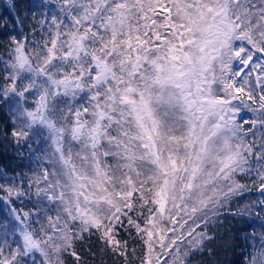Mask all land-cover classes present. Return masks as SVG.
<instances>
[{
    "label": "snow or ice",
    "instance_id": "6c2138e0",
    "mask_svg": "<svg viewBox=\"0 0 264 264\" xmlns=\"http://www.w3.org/2000/svg\"><path fill=\"white\" fill-rule=\"evenodd\" d=\"M34 7L0 12V140L27 161L0 167V264H213L264 227V0Z\"/></svg>",
    "mask_w": 264,
    "mask_h": 264
},
{
    "label": "trees",
    "instance_id": "16d2710c",
    "mask_svg": "<svg viewBox=\"0 0 264 264\" xmlns=\"http://www.w3.org/2000/svg\"><path fill=\"white\" fill-rule=\"evenodd\" d=\"M9 0H0V12H3V6ZM19 6L22 8V15L24 12H28L29 16H31V12H39L42 11L39 7L31 8L29 11V6L33 4L39 5L41 0H18ZM7 121V112L6 109L4 111H0V129H3ZM27 156V153H25ZM27 163V161H21L17 156V149H15L11 144L6 140H0V167L4 164H7L10 169H14L16 172H19L23 169V164ZM17 165H21V167H16ZM256 197H253L255 199ZM8 214L7 208L0 206V221H2ZM236 227L239 229L238 231L229 232L228 236L225 237L224 240H215L209 245V248L215 249V255L208 257L209 260L213 262V264H241V262L245 259L244 255H241V252L244 251L247 243L243 239L245 233L255 232L257 235L264 232V227L261 226V222L256 220L255 223L250 224L247 227H239L237 224ZM234 237V238H233ZM256 243H259L257 240ZM248 251H252L251 248ZM247 253H245L246 255Z\"/></svg>",
    "mask_w": 264,
    "mask_h": 264
},
{
    "label": "rangeland",
    "instance_id": "374dc122",
    "mask_svg": "<svg viewBox=\"0 0 264 264\" xmlns=\"http://www.w3.org/2000/svg\"><path fill=\"white\" fill-rule=\"evenodd\" d=\"M42 146V145H41ZM17 206H19V205H17ZM8 210V209H7Z\"/></svg>",
    "mask_w": 264,
    "mask_h": 264
}]
</instances>
